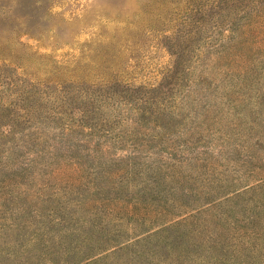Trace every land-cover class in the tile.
Instances as JSON below:
<instances>
[{"label":"rangeland","instance_id":"obj_1","mask_svg":"<svg viewBox=\"0 0 264 264\" xmlns=\"http://www.w3.org/2000/svg\"><path fill=\"white\" fill-rule=\"evenodd\" d=\"M260 16L264 0H0V264H264Z\"/></svg>","mask_w":264,"mask_h":264},{"label":"trees","instance_id":"obj_2","mask_svg":"<svg viewBox=\"0 0 264 264\" xmlns=\"http://www.w3.org/2000/svg\"><path fill=\"white\" fill-rule=\"evenodd\" d=\"M260 22L263 24L264 23V16H260ZM247 26H251V24H248V25H246V27ZM232 40V39H231ZM233 41H235V38L232 40V42ZM235 47H227V45L226 46H222V47H217V49L215 50V52L212 54V56L216 53V56H218V57H222L226 52H228V51H230V50H233ZM242 59V61L244 62V64L246 65V62H245V57H241ZM209 69V67H208V65H207V63H205L204 65H203V68H202V70H203V74H202V86H198V87H194L193 88V90H191L190 92H188L189 94L188 95H186V96H184L183 97V99H182V101H183V103H184V101L186 100V103H185V107L184 108H182V109H186V110H189L190 112H191V114L193 115L192 116V118H190L191 119V121H195V120H199L200 119V115L198 114H196L195 112H193V111H191L190 109H188L189 107H187L188 106V104H187V102H189V100H188V98H190L191 97V95H193V94H199L200 95V97H199V99L198 98H195L194 100H193V102L191 103L193 106L195 105V104H201V103H203V101H207V102H210L211 100H210V97H209V94L207 93V90L205 89V87H204V82H207V78L206 77H203V75H204V73L205 72H207V70ZM246 69H247V67H246ZM223 73H224V81L226 80L227 81V84H228V86H229V84H233V81H231V83H230V79L233 77V76H231L228 72H226V71H223ZM209 80V79H208ZM245 80L244 81H240V84L238 83L237 85H239V87L241 88V87H243L244 85H245ZM233 88H237V87H235V85H230L229 87H227L224 91H222V90H220V93H221V91L222 92H225V93H230V91L231 90H233ZM197 89H198V91H197ZM24 92L25 93H27V94H29L30 93V90H29V88H28V86L27 85H25L24 86ZM62 92L61 91H58V92H55V93H53V92H50V94H48V96H50L51 98H56V97H58V98H60V97H62V100L64 101V103H66L67 101H68V99H67V95H63V96H59L60 94H61ZM45 94H47V91L45 92ZM54 94V95H53ZM215 95H216V97L217 96H220L219 94H216L215 93ZM253 98L254 97H250V99H252L253 100ZM213 99V98H212ZM190 103V102H189ZM227 104V102L225 103V105ZM215 101H213V102H211V103H209V104H207L205 107H203V111L205 112V114L207 115L208 113H211V111L213 110V107L215 108ZM229 107H231L232 105H228ZM258 106V105H257ZM115 110H116V112L114 111V115H113V117H115V119H123V121H121V122H119V125H120V127L121 126H123L124 127V124L126 125V122H127V119L129 118H127L126 116H125V114H124V109L121 107V105H116V107H115ZM183 112V111H182ZM136 123L137 124H139L137 121H136ZM122 128V127H121ZM202 128H206L207 130H209L208 129V127H206V124H205V122L204 123H200L198 126H197V129L199 130V129H202ZM195 131H196V128H195ZM68 135H70V134H63V136H61V139L59 138V139H55L54 140V142H53V145H51L52 146V149L53 150H59L60 148H61V150H67V152L69 151V152H73V148L72 147H70L69 145H66V142H65V140L68 138L67 136ZM64 137H66V138H64ZM56 141V142H55ZM117 142V141H116ZM209 149L207 150V151H205V152H201V153H196L195 154V156L194 157H192L191 159H188L187 161H193V160H195V159H202L203 158V156H204V160L206 159L205 157L209 154ZM71 153H70V157H71ZM54 155V153L52 154V155H50V156H53ZM57 157V155L55 154V158ZM170 158H172V159H176V155H174L173 153H170ZM71 159V158H70ZM217 159V158H216Z\"/></svg>","mask_w":264,"mask_h":264}]
</instances>
